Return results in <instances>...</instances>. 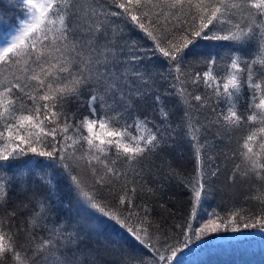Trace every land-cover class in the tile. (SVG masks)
<instances>
[{"label": "snow or ice", "instance_id": "6c2138e0", "mask_svg": "<svg viewBox=\"0 0 264 264\" xmlns=\"http://www.w3.org/2000/svg\"><path fill=\"white\" fill-rule=\"evenodd\" d=\"M17 6L0 39V264H174L230 225L264 231V0ZM200 41L215 50L195 53ZM181 142L190 176L168 159ZM222 173L261 206L200 222ZM60 182L78 221L56 216ZM172 185L189 196L180 217ZM108 222L124 235H103Z\"/></svg>", "mask_w": 264, "mask_h": 264}, {"label": "trees", "instance_id": "16d2710c", "mask_svg": "<svg viewBox=\"0 0 264 264\" xmlns=\"http://www.w3.org/2000/svg\"><path fill=\"white\" fill-rule=\"evenodd\" d=\"M17 3L18 0H0V36L14 30L18 26L19 20L23 18L22 10L17 6ZM212 50H215L214 42L205 41H200L197 47L193 49L198 54ZM241 135V133L234 135L231 147L238 146L235 141ZM168 159L172 162L173 167L185 176H190L193 172L194 157L190 145L186 142L179 143L172 150ZM217 163H221V161H217ZM56 180L62 181V178L57 174ZM215 189L202 200L198 208L197 219L200 222L208 219L209 214L213 211L224 216L234 208L258 210L261 206L257 201L245 199L254 195L247 186L228 184L224 173L215 181ZM169 197H171L170 207L177 213V216L185 215L189 200L185 190L172 185L165 199ZM52 203L60 222L72 223L81 219L82 213L78 211L75 200L65 182L57 184ZM244 214L247 215L248 213ZM175 222L180 221L176 220ZM171 223L173 221L169 220L165 227ZM257 229L259 228H241L240 231L233 232L230 225L227 230L221 229L217 233H210L198 241L194 240L181 253H178L174 264H264V231L254 232ZM85 230L87 231V228ZM240 233L244 234L240 235ZM229 234L237 236L225 237ZM103 235L119 239L120 236L124 235V232L114 222H108L103 228ZM218 236L222 238H218ZM96 238V233H92L90 240L94 241ZM88 242L86 241V243ZM121 242L123 243V241Z\"/></svg>", "mask_w": 264, "mask_h": 264}, {"label": "rangeland", "instance_id": "374dc122", "mask_svg": "<svg viewBox=\"0 0 264 264\" xmlns=\"http://www.w3.org/2000/svg\"><path fill=\"white\" fill-rule=\"evenodd\" d=\"M15 30V29H14ZM14 30H11L8 34H6V35H4V36H0V39H2V38H4V37H7V36H9V35H11L13 32H14ZM260 231V229H257V230H255L254 232H259ZM242 234H244V233H242ZM242 234H240V235H242ZM224 237V236H223ZM218 238H222V237H220V236H218ZM196 246V245H195Z\"/></svg>", "mask_w": 264, "mask_h": 264}, {"label": "water", "instance_id": "95a60500", "mask_svg": "<svg viewBox=\"0 0 264 264\" xmlns=\"http://www.w3.org/2000/svg\"><path fill=\"white\" fill-rule=\"evenodd\" d=\"M240 234H242V233H240ZM230 236H237V235L229 234V235H226L225 237H230Z\"/></svg>", "mask_w": 264, "mask_h": 264}]
</instances>
